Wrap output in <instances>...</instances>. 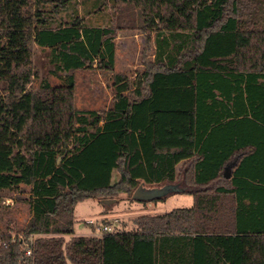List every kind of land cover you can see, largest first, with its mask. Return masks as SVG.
Instances as JSON below:
<instances>
[{
    "label": "trees",
    "instance_id": "16d2710c",
    "mask_svg": "<svg viewBox=\"0 0 264 264\" xmlns=\"http://www.w3.org/2000/svg\"><path fill=\"white\" fill-rule=\"evenodd\" d=\"M75 1L0 0V193L25 189L30 212L0 264H264V0H86L87 21ZM108 8L154 33L134 82L114 73ZM32 44L61 84L29 89ZM93 67L114 73L102 112L75 106L70 72ZM122 194L193 204L75 234L79 202Z\"/></svg>",
    "mask_w": 264,
    "mask_h": 264
},
{
    "label": "rangeland",
    "instance_id": "374dc122",
    "mask_svg": "<svg viewBox=\"0 0 264 264\" xmlns=\"http://www.w3.org/2000/svg\"><path fill=\"white\" fill-rule=\"evenodd\" d=\"M86 0H76L73 5L80 17L87 21L83 9L89 7ZM106 10V9H105ZM114 20L116 26V62L114 73H124L130 82H134L136 74L142 72L154 60V33L144 30L140 25L137 10L122 8L114 12L110 8L106 10ZM70 10L57 15V19L66 21L70 19ZM106 19V18H105ZM34 77L29 85L32 91H38L44 81L51 85L62 83V78L54 72L51 63V54L48 48L31 45ZM96 67V66H95ZM102 73L97 68L80 69L71 71L75 78V106L78 109L106 110L113 98V74ZM64 76L65 74H60ZM118 179L116 171L113 172L112 181ZM148 187V185H145ZM0 234L10 232L12 235L21 234L30 218L29 207L25 197V189L17 191H2L0 193ZM183 194H173L164 201L138 202L132 196L122 194L116 198V202L105 206L100 199H88L79 202L74 209L75 232L80 235H90L89 220H97L94 231L97 228L108 226L112 230L132 231L136 229L135 220L141 215H160L173 208L189 207L192 200H186ZM101 211V212H100ZM106 216V218H102ZM96 232V235H101Z\"/></svg>",
    "mask_w": 264,
    "mask_h": 264
},
{
    "label": "crops",
    "instance_id": "0c3cea01",
    "mask_svg": "<svg viewBox=\"0 0 264 264\" xmlns=\"http://www.w3.org/2000/svg\"><path fill=\"white\" fill-rule=\"evenodd\" d=\"M115 48H116V44H115ZM94 66H95V64H94ZM177 168L179 169V166ZM183 196L184 197H187L186 200L189 202L188 205H190L191 200H192V204H193V196L188 195V194H183ZM102 218L104 219V218H106V216H102ZM92 221L97 222V220L96 221L95 220H92ZM89 225H90V229H91V234L90 235H96L97 229L94 231V228L97 227V226L95 225V223H91ZM75 234H77V233L75 232ZM77 235H80V234H77Z\"/></svg>",
    "mask_w": 264,
    "mask_h": 264
},
{
    "label": "built area",
    "instance_id": "2783aa9c",
    "mask_svg": "<svg viewBox=\"0 0 264 264\" xmlns=\"http://www.w3.org/2000/svg\"><path fill=\"white\" fill-rule=\"evenodd\" d=\"M88 224H91V223H95L94 221H92V220H89L88 222H87ZM102 231H103V233L104 232H107V231H111V229H110V227H108V226H104V227H102ZM97 232L99 233V234H101V229L100 228H97ZM11 238H12V241H14V240H18V239H22V235H17V237H16V235H12L11 236ZM26 254L27 255H29L30 254V251H26Z\"/></svg>",
    "mask_w": 264,
    "mask_h": 264
},
{
    "label": "water",
    "instance_id": "95a60500",
    "mask_svg": "<svg viewBox=\"0 0 264 264\" xmlns=\"http://www.w3.org/2000/svg\"><path fill=\"white\" fill-rule=\"evenodd\" d=\"M58 161H59V159H58ZM138 192H139V190L135 192V195H137ZM141 194L146 195V194H148V191L143 190ZM106 202H108V200H106Z\"/></svg>",
    "mask_w": 264,
    "mask_h": 264
}]
</instances>
